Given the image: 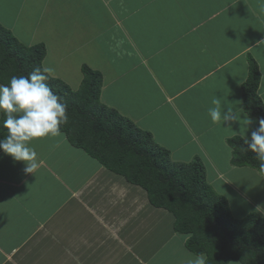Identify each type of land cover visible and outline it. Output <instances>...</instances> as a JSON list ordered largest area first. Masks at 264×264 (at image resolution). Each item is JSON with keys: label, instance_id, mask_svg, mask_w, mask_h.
Segmentation results:
<instances>
[{"label": "crops", "instance_id": "crops-1", "mask_svg": "<svg viewBox=\"0 0 264 264\" xmlns=\"http://www.w3.org/2000/svg\"><path fill=\"white\" fill-rule=\"evenodd\" d=\"M58 1H61L58 3L59 7L77 10L75 6H70H73L76 0L65 4L62 1L69 0ZM222 2L229 7L228 1ZM248 7L251 8L250 5ZM251 14L257 19V23L255 22L257 27L254 24V29L259 30V37L252 45L246 47L248 57L244 65L247 67L245 70L247 74L237 77V82L242 86L249 77V58L258 63L262 76L260 85H264V53L260 51L264 42V0H257V7H254ZM60 19L64 20L62 17ZM119 20L117 18V21ZM106 21L108 20L105 19L104 22ZM101 26L102 31L108 28ZM119 27L124 38L112 29L111 39L125 49L132 63H135L136 59H141L143 66L136 69L135 65L131 63L127 65L124 61V64L117 66L119 70H107L108 74H105L102 68L94 66L93 69L102 71L104 75L102 94L108 93L109 90L111 95L116 89V95L112 94L116 98L114 105L125 106L128 109L126 113L123 112V116L133 120L139 128L153 132L159 143L166 148H168L166 144L169 143L172 154L179 158L181 157L178 154L188 161L190 157L199 153V158L206 165L207 180L219 194L227 197V191L231 189L233 191L231 198L240 197L243 203L241 206H244L245 210L247 203L252 211L256 209L260 211L259 202L250 203L244 194L245 189L239 187L246 181L243 177L249 176L251 172L254 175L259 174L256 170L250 167H233L231 163L229 164L232 149L229 145L222 147L220 139L211 141L209 145L214 155L224 152L226 156L224 168H219L217 165L222 163L221 157H217L218 163H215L204 147H197L186 137L182 138L176 133L178 127L182 128L180 124H185L186 132L192 135L193 140L197 134L190 127V123L198 130H202L205 135L217 133L216 128L222 132L221 135L227 131L229 135L240 133L241 130L222 131L223 124H214L208 115V109L212 107L208 103L215 97L221 99L223 103L226 98L223 85L229 88L230 84H235L234 76L227 75L223 79L222 75L217 76L215 68L193 81L192 85H188L187 82L183 84L182 81L173 82V79L170 80L168 77L173 71L160 72L150 66L142 56L134 57V52L141 54L144 49L139 40L140 27H131L132 31L134 28L137 33V42L128 40L127 28L122 25ZM98 33L102 36L100 30ZM99 35L97 34V37L100 40ZM67 40L68 38L62 41L60 51L48 46L49 41L39 42L45 44L47 48L43 67L54 68L50 76L62 80L76 91L82 84L81 76L78 78V75H82L84 64L90 66L89 63L93 59L86 51V56L78 59V51H74ZM95 40L97 41L96 35L87 41L93 54L96 53ZM175 45L177 46L176 40L172 37L171 41L168 39L165 51H161L162 48L159 53L154 54L159 55V66L166 64L170 58L172 63H175L174 55L180 64L190 65L207 51L204 48L207 46H199L202 49L190 52L186 50L181 53L174 51ZM255 49L260 53H252ZM217 51L221 52L220 49ZM185 52L187 54H184ZM242 53H238V57ZM120 54L122 55H111L119 61L118 57L124 58L123 53ZM163 54L166 55L164 58ZM53 57L57 59L54 65L50 66L48 61ZM131 78L144 82L136 83L133 80L130 82ZM201 80L208 83L207 87H196L193 93H189L193 85ZM219 81H222L221 84ZM123 92L130 94L128 100L124 101L121 97ZM107 106L119 109L113 106L111 101ZM171 113L177 123L175 121L168 123L167 119ZM227 126L241 128L240 124L231 123ZM236 136L243 138L241 135ZM30 146L35 148L39 158V167L34 174L24 172L23 162L14 161L3 151L0 153V264H148L150 260L147 257H154L157 255L156 251L166 245L164 242L155 250L150 246V240L154 241V238L162 233L163 227H158L157 224L166 225L170 222L171 232L166 228L165 232H169L163 235L168 236L170 243H174L173 253L169 256H175L177 259L183 257L184 253H189L185 247L187 237H182L177 245L178 235L181 234L174 230V216L172 215V219L169 216L167 219L163 217L167 216L164 215L167 210L152 206L147 192L139 185L131 184L122 176L110 172L84 150L73 147L61 133L54 137L33 140ZM177 161L183 160L181 158ZM42 173H45V177L41 180ZM246 183L249 184L250 180ZM227 200L229 202V198ZM261 213L264 215V212Z\"/></svg>", "mask_w": 264, "mask_h": 264}, {"label": "rangeland", "instance_id": "rangeland-1", "mask_svg": "<svg viewBox=\"0 0 264 264\" xmlns=\"http://www.w3.org/2000/svg\"><path fill=\"white\" fill-rule=\"evenodd\" d=\"M72 1L73 0L62 2L65 4V2ZM104 1L106 3H104ZM222 1L224 0H76L74 2L76 5H70L71 7L75 6L74 8L77 9L75 11L73 9L66 10L63 6L59 7L58 3L61 1L58 0H0V24L11 31L21 43L27 46L37 45L40 41H49L50 44L48 46L53 47L55 51H60V49H62V41L68 38V45L71 46L74 51H78V59L84 58L87 53L93 59L90 61L89 65L92 68H94V66L102 68L105 74H108L107 70H119L117 66L124 63L127 65L131 63V65L136 66V69H140L143 66L141 59H136L135 63H132L131 60L128 59L125 49L123 47L121 48L120 44L115 42L113 38L111 39L112 29L117 31L124 38L119 27V25H122L127 28L128 40L137 42V33L134 28L132 31L131 27H140L139 40L144 49H142V52L140 51L141 54H139V52H134V57L140 58V56H142L148 61L150 66L155 70H160V72L171 73L173 71V73L168 74L169 79H173V82L177 83L182 81L183 84L187 82L188 85H192L193 81L200 79L205 73L215 68H217V76L222 75L223 79L227 75H233L235 84H230L229 88H226L227 85H223V88L226 90V98L223 100V103L226 104V110L227 106L233 109H239L240 118L243 120L245 116H250L244 108L245 90L242 84L237 82V77L242 74H247L245 72L247 67L244 65L245 59L248 57V53L245 52L247 49L246 47L252 45L259 37V30L256 28L254 29V24L257 27V19L251 14L254 7H257V0H249L251 2L248 0H235L236 3H234L233 0H226L229 3V7L224 5ZM248 5H250L251 8H249ZM61 17L64 18V20L60 19ZM117 18L120 20L117 21ZM105 19L108 21L104 22ZM101 25L108 27L106 31H102ZM98 30H100L102 36L99 35ZM86 32L88 33L86 34ZM97 34L100 36V40ZM95 35L97 38V41L95 40L96 44H94L96 53L93 54L90 51L87 41L95 37ZM172 37L175 38L177 43V46H174V51L176 50L182 53L188 50L190 52L197 50L199 46H207L204 47L207 51L205 54L203 53L198 57L196 62H191L190 65L188 63H186V65L185 63L180 64V61H177V56L174 55L175 63H172L170 58L167 60L166 64L159 66V55L154 56V54L159 53L162 48L163 50L161 51H165L167 41L168 39L171 41ZM218 49H220L221 52L217 51ZM254 51L252 53H260L256 52V49ZM260 51L264 53V42L261 44ZM121 52L124 58L118 57L120 59L119 61L114 59V55L120 56L122 55L120 54ZM238 53H242L240 57H238ZM184 54L187 53L185 52ZM165 56L166 55L163 54L162 58ZM56 59L55 57L49 59L48 64L53 66ZM74 66H76V63H74ZM80 76V82L82 83L84 79L83 72L82 75H78V78H80ZM129 80L130 82L133 80L136 83L144 82L143 80L132 78ZM221 82L222 81H219V84H221ZM207 84L206 81L204 82L201 80L193 85L194 87L189 93H193L196 87L205 88ZM116 92L117 90L115 89L110 95L109 90L108 93L103 92V94L101 91V102L108 105L111 101L113 106L120 109L117 110L121 114H123V112L126 113L128 109L125 106L114 105V100H116L114 96ZM112 94H114V96ZM129 96L130 94L124 92L121 94L124 101L128 100ZM121 104L123 103L121 102ZM208 104L211 106L212 101ZM250 118L254 123L249 127L246 134L248 139L251 138V131L258 127L257 123L259 121V119L256 121L255 117V119H253V117ZM167 120L169 124L173 121L177 123L173 113H171ZM179 123L181 122L179 121ZM233 124H240V127H242L240 122H232V125ZM180 126H182V128L178 127L176 132L180 137H186V139L190 140V142L197 147H204L207 154L211 159H214L215 163H218L217 157H221L222 163H219L217 166H219V168H224L223 164H225L226 159L224 152L220 155H214L213 150L209 147L210 142H215L220 139L222 147H226L229 145L228 140L231 136L240 135V133H230L231 135H229V131H227L225 134L223 133L221 135L222 132L216 128L217 133L205 135L202 130H198L190 123V127L197 134L192 140V135L186 132L185 124H180ZM221 128L222 131L230 129L231 132L241 130L239 127L229 128L227 124L222 125ZM166 146L170 149L169 143H167ZM178 155L182 158V162L199 159L200 156L199 153H197L187 161L183 159L182 155ZM172 157L175 160L181 159L174 153ZM228 163L230 164V159ZM256 171H254V173H256ZM249 176L243 177L246 181L242 182L239 187L245 189L244 194L248 201L252 204L259 202V210L264 212V177H262L261 174L254 175L252 172ZM44 177L45 173H42L41 180ZM34 178L36 179V176H34ZM248 180H250L249 184L246 183ZM232 193L233 191L228 189L227 197L223 196L229 198L233 215L235 217H244L250 214L252 212L250 205L245 203L247 205L245 210V207L241 206V204H243L241 198H231ZM149 203H151L150 200ZM164 215H167L163 216L166 217V219L168 216L172 219V214L167 211ZM169 224H171V222L166 225L157 224L158 227H163L162 233L159 234V237L154 238V241L150 240V246L155 250L157 246H161L164 242H166V245L157 250V255L154 257H147V259L150 260L148 264H187L189 259L197 256L190 252L184 253L183 257L177 259H175V256H169L173 253L172 249L174 248V243H170L168 236L163 237L165 233L169 232H165L166 228H169L171 232L172 225ZM182 237L188 238L187 235H178L179 240L177 245L181 242ZM228 264L240 263L232 261Z\"/></svg>", "mask_w": 264, "mask_h": 264}, {"label": "trees", "instance_id": "trees-1", "mask_svg": "<svg viewBox=\"0 0 264 264\" xmlns=\"http://www.w3.org/2000/svg\"><path fill=\"white\" fill-rule=\"evenodd\" d=\"M45 44L27 46L0 24V84L11 77L27 76L43 67ZM250 71L245 90V111L251 117H264V102L256 95L261 84L258 63L249 58ZM84 79L74 91L62 80L49 76L47 83L67 106V122L60 125L75 148L84 150L110 172L146 190L151 204L169 211L174 230L188 238L185 247L194 255L204 254L206 264H264V215L256 209L244 217L232 214L227 198L207 180L206 166L199 158L189 162L173 159L153 132L139 128L117 109L101 102L102 71L84 64ZM1 112L0 139L7 136ZM231 165L250 167L264 177L245 140H228ZM2 150H0V153Z\"/></svg>", "mask_w": 264, "mask_h": 264}, {"label": "clouds", "instance_id": "clouds-1", "mask_svg": "<svg viewBox=\"0 0 264 264\" xmlns=\"http://www.w3.org/2000/svg\"><path fill=\"white\" fill-rule=\"evenodd\" d=\"M54 72L52 67H37L27 76H13L9 84H0V112L6 117L3 127L7 136L0 139V150L16 162L25 164L24 172L34 174L39 167L38 154L30 144L33 140L59 134L60 125L67 122V106L47 83ZM256 95L264 101V85L257 88ZM208 115L212 122L223 125L240 122V135L248 148L255 153V159L261 161L259 167L264 171V117H260L258 127L246 133L254 121L245 116L241 120L239 109H233L222 103L217 97L212 100ZM166 210V209H165ZM169 212V211H168ZM187 264H206L204 254L188 260Z\"/></svg>", "mask_w": 264, "mask_h": 264}]
</instances>
